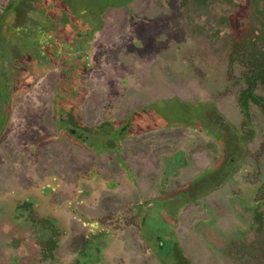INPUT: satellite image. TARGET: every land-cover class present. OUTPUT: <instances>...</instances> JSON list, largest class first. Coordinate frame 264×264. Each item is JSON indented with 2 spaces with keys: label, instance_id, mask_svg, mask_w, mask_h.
<instances>
[{
  "label": "rangeland",
  "instance_id": "obj_1",
  "mask_svg": "<svg viewBox=\"0 0 264 264\" xmlns=\"http://www.w3.org/2000/svg\"><path fill=\"white\" fill-rule=\"evenodd\" d=\"M247 1L0 0L1 20L5 18L0 23V264H97L99 245L82 250L90 235L99 233L105 234L101 242L108 243L103 255L120 242L114 263L145 264L135 220L140 214L136 205L148 198L137 203L132 191H139L145 177L149 180L148 173L164 169L155 160L160 148L151 157L123 152L122 161L113 151L108 161L91 164L102 153L98 147L121 149L114 138L105 142V134L118 130L124 119L117 118L134 108L137 117L123 142L163 126L166 132L177 128V134L195 135L202 143L191 154L201 152L198 161L191 158L169 168L183 175L170 180L173 188L159 189V179L151 183L158 188L154 199L161 201L154 204L161 216L155 211L152 222L169 218L168 228L175 233L181 223L180 250L191 255L192 264H217L215 257L219 264H264V246L257 250L252 240L257 234L264 239L256 229L258 217L264 229V113L251 103L245 120L237 102L246 87L247 62L238 55L242 24L256 19ZM148 73L153 74L148 88L163 94L147 92ZM255 94L264 98V88L259 85ZM194 105L198 111L191 122ZM69 113L77 127L92 124L89 132L80 131L88 135L86 144L65 131ZM187 123L188 129L178 127ZM193 125L206 127L193 132ZM235 135L241 143H233ZM226 152L238 157L231 166ZM32 159L37 169L29 164ZM118 162L128 168L127 174L137 170L138 186L130 187L128 200L123 190L104 195L103 216L85 228L81 220L97 213L88 214L85 199L68 196L63 192L67 185L58 188L57 183L87 173L96 182L125 184L127 180L110 173ZM38 178L59 192L51 195L53 186L44 192V184L36 188ZM117 193L133 207H120L112 200L120 199ZM169 195L182 201L172 205ZM26 199L29 209H18ZM199 218L201 227H196ZM196 234L202 238L194 240L191 252L184 235L194 239Z\"/></svg>",
  "mask_w": 264,
  "mask_h": 264
},
{
  "label": "flooded vegetation",
  "instance_id": "obj_2",
  "mask_svg": "<svg viewBox=\"0 0 264 264\" xmlns=\"http://www.w3.org/2000/svg\"><path fill=\"white\" fill-rule=\"evenodd\" d=\"M251 0L247 1V6L251 5ZM197 4V3H196ZM250 9V8H248ZM252 10V11H251ZM249 11L253 12L250 13V15H254V17L256 18L253 22L250 21H246L242 24V30L241 32L244 34L246 33V30L244 31V29L250 30L252 23L253 25H256L257 29L255 28V35H257L259 33V30H263L264 31V22H263V26L259 25L258 23H261L260 21H262L259 17L260 15L256 12L254 13V8L252 7V9H250ZM258 20V23H255ZM59 28H56V31H58ZM244 31V32H243ZM51 34L53 35V30H51ZM242 34V35H243ZM76 36H80V33L77 34ZM137 53H139L140 50H138L137 47H135ZM5 52V51H4ZM8 52V49H7ZM143 52V51H140ZM244 49L241 50V54H243ZM158 62L153 63V65H155ZM151 67V64L149 65ZM145 76H146V72H144ZM152 73H148V84L146 85L147 87V92L149 94H163V93H158L157 90H150V85L151 82H149L152 78ZM107 76V75H106ZM134 76H136V72L134 73ZM1 77V76H0ZM109 77V76H107ZM67 78L69 79V77L67 76ZM110 78V77H109ZM158 79V78H157ZM164 85V84H163ZM2 90V89H1ZM0 90V91H1ZM205 107V109L207 110V107L205 105H203ZM193 112H192V117L190 119L191 122H194L197 114L196 112L198 111V108L196 105H194L192 107ZM135 108L133 109L132 114L127 113L126 115L124 114L121 117H118L117 119H124L123 123L119 124V129L118 130H114L111 132H108L107 134H105L106 137V141L105 142H113V138H114V145H122L121 149L123 148V144L126 143V145L124 146L125 149H123L121 151V149H119L118 151L115 149H113L112 144L110 145V147H102V149H99L98 147V151H100L99 153H101V155H106L105 158H102L101 155L100 156H95L94 159H92L91 164L93 165H99V163H97V160L100 159H106L107 161L110 159V157L112 156L111 153L114 151L117 153V159L121 160L122 156L121 155L123 152H127L128 154H137V153H143L146 154L147 157H151L153 156L152 151L153 150H159L156 148H160V150L158 152H156V162L158 165L164 167L163 170H156L155 172H150L148 173V175H151V177L149 178V180L147 181L146 177L145 180H143V183L140 185V189L139 191L137 189H134L132 191V197L135 196L140 204H143L147 201H144L142 203L143 200H146V198H148V203L141 205H136L138 208L140 209L139 211V217H137V220H135L136 225L138 226L136 229V236L138 239V243L140 245V249L141 251H145L146 252V258H145V264H192L191 262V255L186 254V253H182L181 252V248L180 246H182V242H180V239L182 238L181 235V229L182 232L185 231V229L181 226L180 222H177L175 227H176V231L172 232L171 228H168V223H169V218H163L161 217L160 223L155 224L153 223V214H155V209L156 207H154V204H160V200H155L154 199V194L158 191V188L161 190H166L167 189H171L175 186L174 181H170L173 179H180L182 176H179L177 174L176 170H169V168H173L175 166H177L179 164V166L182 165V163L185 161H187L188 159L194 158V161L197 160L201 157V152H199L196 155H191L193 154L192 150L194 149L195 146H200L202 143L201 141H198V137L195 136L194 134L191 133V135L194 136H185L181 135V134H177V131L179 129L177 128H173L171 131H165V129L163 128V126H159L158 129H156L155 131H152V134L149 135H145V136H140L137 138V140H126V142H123L124 136L126 135V129L129 127V125H131L132 123H134L135 118L137 117L135 115ZM241 110V107H240ZM217 113V112H216ZM106 114V113H105ZM104 114V115H105ZM68 122L66 123L65 126V131H67L68 134L72 135L74 137V141L77 138H80L81 141H85V144L88 142V135H82V133L80 132L82 129L85 130V132H89L90 131V127H93L91 123H85V127L80 128L77 127L78 122L77 120L74 119L73 121V117L72 114L69 113L68 115ZM26 119V118H25ZM25 119H21L20 122L22 121V123L25 124ZM178 127H180V129L185 128L188 129V123L187 126L181 125L179 124ZM197 126L193 125L192 126V130L193 132H198V131H202L206 126L203 127H198L195 128ZM36 129V127H35ZM167 134V135H166ZM199 134V133H198ZM202 133H200L201 135ZM240 137L238 135L234 136V141L233 143H239L240 141ZM127 141L129 142V145L127 143ZM237 141V142H236ZM242 142H244L242 140ZM241 143V142H240ZM30 144H26V146H29ZM138 147L139 151H136L135 149H133L134 147ZM203 146H201L202 148ZM206 147V146H205ZM204 147V149H206ZM142 148V149H141ZM234 152H226L227 155V160H228V166H231L236 159L238 158L237 156L233 155ZM119 155V157H118ZM222 156L224 157L225 154H222ZM121 158V159H120ZM217 158V157H215ZM122 161V160H121ZM190 161V160H189ZM217 161L219 162L220 160L217 159ZM221 163V162H219ZM29 164L37 169L36 166V162L34 159H32V161L29 162ZM101 165H104L103 163ZM152 164H148L146 165L145 169L148 170L149 166ZM128 168H123L122 167V163L118 162V165L111 170L110 173H116L114 174V176L122 178L124 180H127V183L125 184H116V183H112L110 180H106L105 182H96L93 177H88L89 175L86 173H84L82 176L80 175H76L73 176V178L70 180V182H64L62 181V184L57 183L58 188L63 186V185H67V189L64 190L63 192H65L68 196L73 194L76 198L78 199L79 197H83L85 199V205H86V211L88 214H93V213H97V215L95 216L94 219H89V217L85 216V219L81 220V225L85 226V228L90 227L91 228V224H93L94 222H96L95 220L97 219L99 221L98 216H103L102 213H100V210L103 205L102 203L100 204L101 199L104 198V195H106L108 192L110 191H114V190H123L124 192L122 193L123 196L128 200V198L131 195L130 192V187H135L138 186L137 184V170H131L133 172H128L127 171ZM228 170H230V168H228ZM179 171V170H178ZM34 172V171H33ZM191 172V171H189ZM104 173V171H103ZM190 174V173H189ZM188 174V175H189ZM85 175L87 177H85ZM109 176H113V175H109ZM158 180V188L154 187V185H152L151 183L156 180ZM222 180H225V177H222ZM170 181V182H169ZM38 182V185H36V188L41 189V185L44 184L45 187H43L41 190H44V192L46 190H48V186H53L52 190L50 191L51 195L53 194H57L59 191L56 190V187L51 184V182L49 183L48 181H43L40 180L38 178V180L36 181ZM134 183V184H133ZM113 187V188H110ZM165 187V188H164ZM110 188V189H108ZM37 189L34 193V197H36V192L38 193ZM42 192V191H41ZM116 192V191H115ZM118 194V193H117ZM179 195V194H178ZM167 196V200H169V203H172V205H176V203H180L182 200L177 198L176 196ZM181 195H187V192L185 193H181ZM180 195V196H181ZM119 200H115L112 199L114 201H117L119 203V206L122 208L129 206V209L132 208L133 206H130L131 204H127L125 200H122L121 195H119ZM230 197V196H229ZM31 198V196H29V199ZM33 198V197H32ZM31 198V199H32ZM145 198V199H144ZM29 199H26L24 202H21L18 205V209L20 210H26L29 209V207L31 206ZM30 199V200H31ZM34 199V198H33ZM232 198L230 197L229 199V204L232 203ZM158 202V203H157ZM29 203V204H28ZM70 206V205H69ZM107 205H105L104 207H106ZM110 206V204H109ZM115 206V205H114ZM71 207V206H70ZM166 207L169 209V207L171 206H167L163 204V208ZM162 208V209H163ZM161 208H158L157 215H160V210ZM100 213V214H98ZM69 214V213H68ZM67 214V216H68ZM78 214L81 216L82 214L80 212H78ZM73 215V214H72ZM78 220H79V216H77ZM182 221V220H181ZM201 223L202 220L196 219L195 221V225L196 227H201ZM257 223H258V227L256 228L258 231H263L264 234V229L262 230V225H261V219L258 217L257 219ZM95 225V224H93ZM10 228V226L8 225V229ZM94 229V228H93ZM96 231L99 230L98 228L95 229ZM91 232V230H90ZM92 234V232H91ZM94 235V234H93ZM90 235L91 239L90 242L86 241L85 242V249L82 250L83 253L85 252L87 246L89 244H91V246H97L99 245V249L96 250V252H99V257H97V264H99L100 262L102 264H105L103 262H106V264H116L114 263L112 256L118 252H121V247H120V242H118V245H116L118 248H108L106 251V254L103 255L102 251L106 248V245L108 244L107 242H101V239H104L103 237L105 236V234L103 233H99L95 236ZM180 236V237H177ZM185 241L187 244V249L190 250L191 252L195 251L196 246L195 243L197 244V242H194V240L199 241L202 236L201 234H196V238L192 239L191 236L185 237ZM255 244L257 247V250L259 249V247L264 246V239L257 234V237H254ZM189 241H192V243L189 244ZM209 242V241H208ZM250 240L248 238L247 243H249ZM117 244V243H116ZM48 245H51V243H48ZM84 246V245H83ZM156 246V248L154 247ZM195 247V248H194ZM51 248V247H50ZM212 249V248H211ZM250 250V249H249ZM214 251V248L212 249V253ZM158 252V254H157ZM200 252V250H198L197 252H195V255L197 256V254ZM165 261V263H164ZM155 262V263H154ZM220 259L215 257V263L219 264ZM85 264H87V262H85ZM122 264H129L128 262L122 263ZM144 264V263H142Z\"/></svg>",
  "mask_w": 264,
  "mask_h": 264
},
{
  "label": "trees",
  "instance_id": "obj_3",
  "mask_svg": "<svg viewBox=\"0 0 264 264\" xmlns=\"http://www.w3.org/2000/svg\"><path fill=\"white\" fill-rule=\"evenodd\" d=\"M212 0H195V3L202 5L206 2ZM251 5L249 8H254V13L260 15L261 23L259 25L263 26L264 22V0H251ZM261 1V4H260ZM253 14V12H252ZM5 17V16H4ZM3 17V18H4ZM2 14H0V23L5 19H2ZM1 25V24H0ZM257 29V28H256ZM260 45L262 49L259 50H250L249 46ZM239 47L241 50L244 49L243 54L239 53V58L242 59L240 62L243 64L246 63L247 70L244 74V80L246 87L239 92L237 97V102L241 107L242 114L244 119L247 118L249 114L250 104L253 103L258 106V108L264 113V98L255 94V89L259 85L264 88V31L259 30V33L255 35V29L246 30V34H243V38L239 42ZM233 59H230V62ZM239 60V59H238ZM82 252V251H81ZM78 264V263H75Z\"/></svg>",
  "mask_w": 264,
  "mask_h": 264
}]
</instances>
